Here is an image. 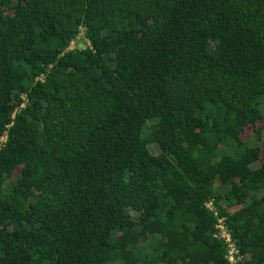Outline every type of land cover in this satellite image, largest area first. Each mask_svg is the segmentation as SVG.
<instances>
[{"label": "trees", "instance_id": "trees-1", "mask_svg": "<svg viewBox=\"0 0 264 264\" xmlns=\"http://www.w3.org/2000/svg\"><path fill=\"white\" fill-rule=\"evenodd\" d=\"M4 132L0 264H264V0H0Z\"/></svg>", "mask_w": 264, "mask_h": 264}, {"label": "built area", "instance_id": "built-area-1", "mask_svg": "<svg viewBox=\"0 0 264 264\" xmlns=\"http://www.w3.org/2000/svg\"><path fill=\"white\" fill-rule=\"evenodd\" d=\"M75 48V42H72L70 44V47L68 50H73ZM43 77L41 76L39 80H42ZM7 135L6 132L3 133V135L0 137V148L3 146V144L6 142ZM207 209L213 212L214 216L216 217L215 222V234L214 237L218 240H220L223 245L225 246V261L227 264H242L244 261V256L240 253L239 249L237 248L230 232L228 231L224 219L217 216L216 210L213 207V205L208 203L206 205Z\"/></svg>", "mask_w": 264, "mask_h": 264}]
</instances>
